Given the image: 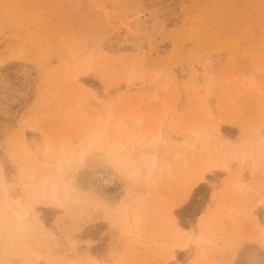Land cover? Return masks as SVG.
I'll list each match as a JSON object with an SVG mask.
<instances>
[{"label": "rangeland", "instance_id": "obj_1", "mask_svg": "<svg viewBox=\"0 0 264 264\" xmlns=\"http://www.w3.org/2000/svg\"><path fill=\"white\" fill-rule=\"evenodd\" d=\"M152 13L164 31L150 40ZM1 81L24 89L7 96L10 116L0 113V166L9 183L19 184L44 142L52 153L59 144L81 145L97 122L92 107H107L114 120L139 119L135 131L159 132L174 149L168 169L149 179L118 170L124 153L98 149L103 159L74 175L82 201L34 206L51 233L31 230L34 264H264L256 240L264 228V160L255 168L251 158L240 162L241 149L264 138V0H0V89ZM196 129L205 148L192 151ZM211 156L233 161L208 172ZM197 172L205 179L179 205L184 180ZM171 203L181 207L168 228ZM128 215L140 224L125 227ZM200 232L209 239L204 246L195 245ZM188 236L190 247L174 248L169 260L165 246ZM16 258L9 251L0 264Z\"/></svg>", "mask_w": 264, "mask_h": 264}, {"label": "bare ground", "instance_id": "obj_2", "mask_svg": "<svg viewBox=\"0 0 264 264\" xmlns=\"http://www.w3.org/2000/svg\"><path fill=\"white\" fill-rule=\"evenodd\" d=\"M146 18L151 23V27L149 28V37L151 40L164 31V24L159 18L154 16L153 13L147 15L145 19ZM87 71L89 72V70ZM22 82L23 83L21 84H23L24 89L25 86L27 87V84L30 85L27 79H25V81L23 79ZM1 84L0 113L10 116L8 113V106L10 104L7 106V96L18 95L23 88L18 87V84L17 87L16 85L12 86L9 82L5 83L1 81ZM134 86L135 85H133V83L128 84L126 89H129L130 87L134 88ZM137 88L143 91V89L146 87ZM107 95L108 94H106V96ZM76 104L78 106L75 105V107H77V109L78 107L80 108V102H77ZM88 105L90 106V104ZM94 109V107L90 108V113H92L93 116V113L96 112L97 115L94 116L96 117L97 122L92 125L91 121L93 119L91 115L89 116L90 120L92 119L90 121L91 123H89L92 125V128L91 130L89 129L90 131L87 133V135L85 134L86 136L83 138V143L78 147H72L68 144H59V146L56 148L57 153H52V147L49 142H44V145H40L42 147L41 152L38 151L40 154L38 156L33 155V163L31 166L25 170L21 169L19 173V184L7 182L0 166V259L9 251H15L17 252L16 264H34L30 260L31 247L27 241V239L30 238L31 230L36 229L40 238L49 237L51 234L50 230L42 225L37 216V212L34 210V206L51 205L61 208L66 207L69 204H75L82 201L81 197L79 196L80 190L75 185L76 183L74 181V175L78 167L87 165V163L93 159L96 161L98 158L103 159L100 157L102 153L97 152L98 149H114L112 156H115L118 152L119 154L124 153V159L119 161L117 168L122 174L128 177L137 179L141 176H145L146 179H149L157 172L161 173L168 169L170 160L169 158L171 157L174 149L169 146L166 140L161 138L159 132L154 136H150L149 131H135L137 130V125L140 123L139 119L126 121L114 120L111 110H108L107 107L100 111H94ZM97 109L99 110V108ZM103 111L105 113H102ZM79 115L81 117V113ZM82 115L83 117L85 116L84 114ZM216 130H218L217 127ZM189 133H191V131ZM218 134H220V132H218ZM190 135L191 138H193L191 139L192 141L190 140L191 142L188 145L190 150L193 151L194 149L205 148L201 139L202 133L199 130H193ZM261 143L263 145L260 146ZM260 144L250 142L248 148L241 149L240 162H243L245 157L251 158L255 160L253 164V168H255L257 162L261 160L263 161L264 138H260ZM25 153L30 157V152L28 150L25 151ZM227 160L229 162L231 161L226 157H223L222 161L219 158L215 159L213 156H211V158L208 157L206 169L208 172L214 171V168L216 169L220 163L225 169V167H229V162H227ZM240 176H242V174L239 175V180L241 181ZM187 178L184 180V191L182 192V195H179L180 198H178L179 205L186 202V200L190 197V193L194 189L193 187H195L196 184H199V181L205 179V174L203 172H197L191 177L188 176ZM233 185L235 186V183ZM261 204L262 206L264 205V200L261 201ZM176 206L177 204H170V218L167 221L168 228H171L172 225H174L176 216L175 211L181 207L180 206L176 208ZM126 208L127 205H125L122 209L126 211ZM129 215L125 219V227H137L140 224L141 217L138 215ZM262 223H264V221ZM192 239L193 237L188 236L185 240V243L182 245H178L179 243L166 245L165 247L169 251L167 253L168 259L172 260L175 257L173 250L174 248L178 247L182 248L183 250L184 248L187 249L190 247ZM194 239L195 245L199 246H204V244L209 241L204 232H200ZM256 240L264 248V228L262 231H260L256 237ZM200 255L202 258L204 257L203 250L201 251ZM87 264L116 263H107L106 261L91 259L87 261Z\"/></svg>", "mask_w": 264, "mask_h": 264}]
</instances>
